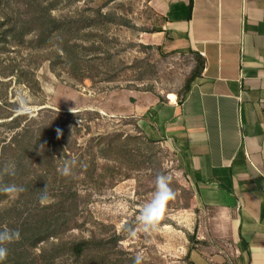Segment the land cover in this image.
Masks as SVG:
<instances>
[{
	"label": "rangeland",
	"instance_id": "rangeland-1",
	"mask_svg": "<svg viewBox=\"0 0 264 264\" xmlns=\"http://www.w3.org/2000/svg\"><path fill=\"white\" fill-rule=\"evenodd\" d=\"M88 7L112 14L118 23L91 30L94 37L86 30L57 38L48 50L51 59L36 67L42 87L37 95L16 78L4 77L7 65L0 59V104L15 108L11 105L22 93L32 105V116L46 108L41 111L45 120L57 118L65 128L90 127L89 134L83 130L81 142L111 133L132 138V155L118 162L131 178L95 192L86 206L84 235L96 231L107 244L99 264H134L138 253L142 264H235L233 243L210 231L211 213L195 196L175 146L166 140L149 142L140 118L129 114L147 94L161 100L181 97L200 73V60L191 52L170 50L155 34L163 30V19L151 0H81L54 15ZM66 41L62 58L59 48ZM161 174L171 177L175 199L158 231L130 237L125 229L136 223ZM115 237L120 239L116 245Z\"/></svg>",
	"mask_w": 264,
	"mask_h": 264
},
{
	"label": "crops",
	"instance_id": "crops-1",
	"mask_svg": "<svg viewBox=\"0 0 264 264\" xmlns=\"http://www.w3.org/2000/svg\"><path fill=\"white\" fill-rule=\"evenodd\" d=\"M191 1L193 2L191 9ZM170 50L202 65L186 92L147 94L129 111L172 143L210 231L235 264H264V0H151Z\"/></svg>",
	"mask_w": 264,
	"mask_h": 264
},
{
	"label": "trees",
	"instance_id": "trees-1",
	"mask_svg": "<svg viewBox=\"0 0 264 264\" xmlns=\"http://www.w3.org/2000/svg\"><path fill=\"white\" fill-rule=\"evenodd\" d=\"M80 1L0 0V59L4 57L7 65L4 77L16 78L37 95L42 87L36 67L51 59L48 50L57 38L86 30L87 36L94 37L91 30L118 23L100 8L54 15ZM192 5L191 1V9ZM67 43L59 48L62 58ZM11 106L15 108L0 104V169L13 165L15 175L5 176L4 182L24 191L17 196L0 195V230L18 231L20 236L6 246L8 254L2 264H99L107 244L96 231L84 235L86 206L95 192L131 178L118 162L132 155V138L111 133L81 142L83 130L89 134L90 127L73 124L65 128L57 118L41 116L46 108L32 116L17 114L16 103ZM66 162L71 166L67 176L62 174ZM46 185L50 200L41 204L40 191ZM119 240L115 237L112 243Z\"/></svg>",
	"mask_w": 264,
	"mask_h": 264
},
{
	"label": "clouds",
	"instance_id": "clouds-1",
	"mask_svg": "<svg viewBox=\"0 0 264 264\" xmlns=\"http://www.w3.org/2000/svg\"><path fill=\"white\" fill-rule=\"evenodd\" d=\"M17 107L15 111L19 115L30 114L32 105L29 100L21 93L17 97ZM59 131V130H58ZM74 165L75 162L73 161ZM62 174L67 176L71 174V166L65 163L62 169ZM15 170L14 166L6 164L0 169V195L5 196H17L20 192L24 191L21 186L14 183H5V176H14ZM171 177L168 175H158L155 179V191L152 193V198L150 201L145 203L137 217L136 223L134 225H129L126 227L130 237H135L138 232H143L145 234L152 233L159 230V223L164 217V213L168 203L175 199V192L170 187ZM40 203L45 204L50 200L47 194V185L40 191ZM19 232L9 229L0 230V264L7 258L8 250L7 245L19 240ZM143 256L137 254L134 258V264H142Z\"/></svg>",
	"mask_w": 264,
	"mask_h": 264
}]
</instances>
